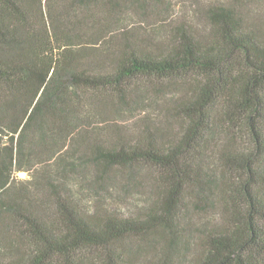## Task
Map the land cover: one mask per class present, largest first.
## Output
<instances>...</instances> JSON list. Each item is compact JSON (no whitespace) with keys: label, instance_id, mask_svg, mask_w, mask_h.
<instances>
[{"label":"trees","instance_id":"obj_1","mask_svg":"<svg viewBox=\"0 0 264 264\" xmlns=\"http://www.w3.org/2000/svg\"><path fill=\"white\" fill-rule=\"evenodd\" d=\"M133 2L0 0V264H92L94 250L125 264L137 254L116 244L159 230L168 254L192 242L190 211L217 218L197 264H264V29L228 4L208 34L182 26L154 47L116 26ZM186 76L170 123L104 139L141 83ZM70 141L97 174L143 178L144 209L89 214L57 185L46 208L34 170Z\"/></svg>","mask_w":264,"mask_h":264},{"label":"rangeland","instance_id":"obj_2","mask_svg":"<svg viewBox=\"0 0 264 264\" xmlns=\"http://www.w3.org/2000/svg\"><path fill=\"white\" fill-rule=\"evenodd\" d=\"M131 10L116 17V26L122 29H132L155 47L160 40H170L182 26L196 30L202 34L213 31L215 25V9L233 4L240 8L243 14L250 18L252 25L264 29V0H134ZM118 28V29H119ZM119 36L120 33H117ZM153 40V41H152ZM190 76L179 78L178 83L165 84L160 90L155 83L144 81L137 87L136 93L128 104H123L121 114H117V127L109 131L104 139L111 143L130 142L135 133L146 131L147 125L163 126L171 122L170 107L187 88L185 83ZM185 85V86H184ZM176 121V120H174ZM173 129L165 132V139L172 136ZM132 133V134H131ZM60 143L56 153L48 165L40 168L43 176H38L33 183L39 200L48 208L54 201V186L80 205L89 214L114 212L121 216L139 214L144 209L150 193L146 185H142L143 178L133 177L128 180L122 172H108L97 174L83 159L84 144L77 141ZM137 173H144L143 167L137 168ZM45 174V176H44ZM18 175L30 178L27 172L20 171ZM139 175V174H138ZM47 179V180H46ZM30 182V180H29ZM27 182L18 181L17 185ZM36 184V187L35 185ZM217 218L206 217L196 211L189 212L190 244L178 242L176 246L165 254L160 247H164L171 239L165 230L154 231L143 236H128L116 244L118 249L125 252H135L137 258L129 259L125 264H197L201 254V236ZM153 243L154 248H149ZM197 243V244H196ZM138 251V252H137ZM92 264H104L103 250L88 252ZM87 264H90L87 262Z\"/></svg>","mask_w":264,"mask_h":264}]
</instances>
